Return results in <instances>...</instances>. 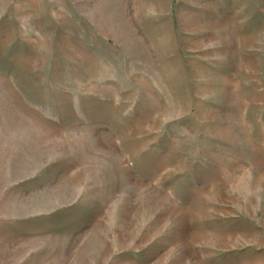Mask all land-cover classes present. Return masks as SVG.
<instances>
[{
	"label": "rangeland",
	"instance_id": "374dc122",
	"mask_svg": "<svg viewBox=\"0 0 264 264\" xmlns=\"http://www.w3.org/2000/svg\"><path fill=\"white\" fill-rule=\"evenodd\" d=\"M0 264H264V0H0Z\"/></svg>",
	"mask_w": 264,
	"mask_h": 264
}]
</instances>
